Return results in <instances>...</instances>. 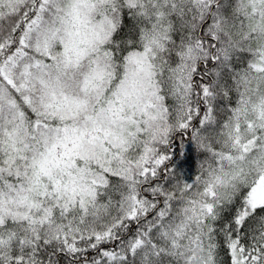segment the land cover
<instances>
[{
	"label": "snow or ice",
	"instance_id": "6c2138e0",
	"mask_svg": "<svg viewBox=\"0 0 264 264\" xmlns=\"http://www.w3.org/2000/svg\"><path fill=\"white\" fill-rule=\"evenodd\" d=\"M0 264H264V0H0Z\"/></svg>",
	"mask_w": 264,
	"mask_h": 264
}]
</instances>
